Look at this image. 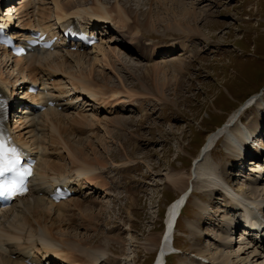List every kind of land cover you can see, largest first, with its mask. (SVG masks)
Wrapping results in <instances>:
<instances>
[{
	"label": "rangeland",
	"instance_id": "1",
	"mask_svg": "<svg viewBox=\"0 0 264 264\" xmlns=\"http://www.w3.org/2000/svg\"><path fill=\"white\" fill-rule=\"evenodd\" d=\"M92 1L84 2L91 5ZM103 1L111 6L116 2L127 3L137 14V20L146 22L143 21L144 25L131 22V28L105 35L99 49L104 47L110 52L112 65H107L103 52L95 48L88 55L91 61L74 65L72 57V67L68 66V72L73 74L95 71L106 90H123V96L115 99L122 102L119 105L124 110L116 103L104 106L98 101H87L86 106L74 111L76 116L85 115L87 124H78L73 129L70 121L65 120L64 124L71 128L67 133L73 130L65 135L66 140L84 149L85 156L79 154L80 158L103 163L104 181L108 185L95 189L97 185L87 184L89 188L75 195L83 204L77 206L74 201L73 206L69 205L73 209L71 223L58 225L53 232L58 238L69 237L82 240L84 245L106 249L107 256L101 264H152L159 242L153 243L151 238H160L169 202L186 188L185 184L183 189H174L167 177L169 173L190 172L198 160L208 168L232 166L228 174L233 183L239 191H247V179L252 175L250 163L229 162L222 138L212 153L204 154L203 148L209 136L225 123L231 120L236 123L239 116L246 122L257 123L264 116V109L251 101V96L264 93V0ZM81 2L76 0L75 4ZM49 3L46 6L52 8V13L55 8L50 0ZM194 8L195 13L187 15L192 18L187 23L182 17L184 10ZM148 15L152 19L147 22ZM188 24L197 31V38L183 48L180 37L188 32ZM126 45L139 48V52ZM0 54V72L4 71L13 82L18 76L22 80L24 70H20V65L6 53ZM177 59L184 60V65L175 71L169 66L179 62L174 61ZM62 77L66 76L56 78L62 85L68 79L65 86L72 88L70 79ZM116 117L130 119L122 126L112 121ZM258 142L264 148V134ZM66 154L61 152L62 159L51 155V159L59 164L62 173L72 174L78 165ZM201 183L200 179L192 183L197 193L190 196L179 218L174 241L179 250L167 257V264H211L210 258L200 253L213 246L229 209L222 192H203ZM189 187L192 188L191 184ZM48 223L51 225V220Z\"/></svg>",
	"mask_w": 264,
	"mask_h": 264
},
{
	"label": "bare ground",
	"instance_id": "2",
	"mask_svg": "<svg viewBox=\"0 0 264 264\" xmlns=\"http://www.w3.org/2000/svg\"><path fill=\"white\" fill-rule=\"evenodd\" d=\"M50 1L55 8L52 13V8H47L46 6L50 4L49 0H22L18 2V5H9L6 14L8 18L5 19L4 15L2 20H4L3 22H7L5 20H8L6 24L13 25L12 20L15 18L14 13L18 14L19 24L14 28L20 36H26L30 30H42L54 36L57 31L55 27H52L54 25L49 23L52 19H54V21L57 20L56 23L59 27H62V22L64 20H73L76 18L82 26L84 24L83 20H86V23L93 32H95V26H98L99 23L106 22L108 29L116 33L122 32V30L119 29L125 30L131 28V22L134 24L138 22L139 25H144V22H146L144 20L140 21V19L138 21L137 14H135L134 10L131 6L127 5V3L123 5L122 3L116 2L115 6H113V4L112 7L111 5L105 4L103 0H93L92 3H90L91 5H88V2H84L86 0H83V3L81 2L80 5L75 4L76 0H69L67 3H63L62 0ZM123 1L126 2L125 0ZM13 8H16L15 11H13ZM49 13L51 17L48 15ZM191 13H195V8L193 10H184L182 17L187 23L189 21L191 22L192 18H187V15ZM147 18H149L147 19L148 22V20L152 19V15H148ZM139 25L136 30L137 34L140 32ZM190 25L191 24H188V26L186 25L188 32L183 37H180L183 39L181 45L183 48H188L186 43H190V41L197 38V31L189 27ZM83 28L87 30V26H83ZM131 39L134 38L131 37ZM102 45L103 44H97L93 48L98 50L99 46L102 47ZM64 46L66 48L65 40L60 41L52 51L33 52L23 58L15 59L16 64L20 65V70H24V75L22 76L23 83L30 80L34 83H41L43 88L48 89L47 93L41 92V97L30 95L31 98H34L33 101L47 102L50 99H54L57 101V104L53 107H48L42 113H30L26 115V111H24L25 114L15 121V129L19 136L18 139L31 147L32 152L37 155L39 161L36 168V175L32 179L31 192L29 195L22 197L11 209L0 211V216L4 217L0 222V264H30L29 262H31V259L38 264H50L53 260L60 261L62 264H88V262H91V264H101L107 256L106 249H101V247L84 245L81 242L82 240L79 241L69 237H56L53 230L57 228L58 225L61 227L63 224L66 225L71 221L73 209L70 207L73 202L75 201L74 204L76 203L75 205L80 206L83 204V201L72 197L60 202H55L50 198L49 192L60 181H63L67 185L72 186V189L79 190L80 192L82 191L81 189L87 186V183L97 185L98 187L95 189L108 185V183L104 181L105 177L102 170L103 163L98 164L84 157L80 158L79 154L85 156L84 149L77 143H72L65 138V135L71 131L67 133V130L78 124L84 126L85 123H88L86 121L87 117H85V119L83 117L84 115L82 117L80 115L72 117L71 111L77 105H75L74 101L67 100L69 97L66 96V94L72 89H75L76 92H82V94L88 98V101H100L101 104H105L107 102L106 99L109 97L116 96L117 99L123 96L121 95L123 90H106L104 88L106 85L100 84L95 76V71L89 74H85L83 71H78V74L68 72V66L72 64V57L76 63L75 64L73 61L74 65H77V63L78 65L87 63V61H91V58L88 56L89 52H81V50L75 52L68 48H66V51V49H62ZM126 47L130 48L132 51L139 52V48H135L133 45H126ZM2 50L6 53V56L11 59L12 56H10L3 47H0V52H3ZM99 51L103 52L102 55H104V60L107 65H112L113 63L109 60L111 57L110 52L106 51L104 47L99 49ZM95 57L97 60L99 59L98 56ZM174 61H179L180 63H174L172 66H169L170 68L178 71L180 67H183L184 60L177 59ZM4 63H1V65H4ZM93 63H95V61ZM24 64H26V66ZM71 67L72 66H70V68ZM3 72H0V82L3 84H0V90L10 89V84L13 80L11 77L5 76ZM56 75H63L69 78L70 83L73 84L72 88L65 89L61 82L58 83V79V81L56 80L58 85L51 82L50 80ZM17 78L15 82L21 79L19 76ZM162 85H165L164 82ZM53 88L58 90V94L53 92ZM46 96H49V98ZM75 97L78 98L79 95ZM251 97V101H254L256 106L261 110L264 109V100H262L263 96H261L260 93ZM72 98L73 97H71L70 100H72ZM116 99L113 98V100ZM251 101L249 102L250 104ZM248 108L249 107H247L246 110ZM263 117H259L257 123L248 121L243 131L240 130V126L238 125L240 119H242L240 116L236 120V123L233 120L225 123L209 136L203 148L204 154L207 151L212 153L214 147H216L222 138L225 141L226 152L230 155L229 162L234 165H237V160L240 164L250 163L252 166V175L247 179V191L244 189L239 191L237 185L233 183L234 180L232 176L228 174V170H231L232 166L208 168L206 164L198 160V163H196V166L193 167L190 172H173L167 175L174 189H183L185 184L186 188L179 196L169 202L165 211V215L166 212L167 215H164L166 222L164 223L165 230L160 238L151 236V241L153 243L157 244V242H159V251L152 264H166L167 257L172 256L173 253L179 250L174 242L176 240L175 230L177 229L178 221L183 213L184 206L189 200L188 196L190 193H197L195 186L193 187L192 185L196 179H200L202 182V185L200 184L201 191H213V193L222 192L227 199L226 206L229 209L228 213L224 215L222 219L223 224L220 228L221 230L219 229L221 233H218L219 236L213 240V246H210L207 250H203L200 255L202 257H209L211 264H264V162L262 155H254L251 158L245 157L246 145L253 142L255 134L260 130V134H257L258 137L264 134ZM129 119L116 117L112 121L123 126ZM65 120L70 121L69 124H71V128H69V125L64 124ZM79 129L82 128L78 127V130ZM70 139L72 138H69V140ZM75 141L76 140H74V142ZM61 152H66L68 159H70L72 163L78 165L73 172L75 177L73 180L76 181V183H73V180H71L72 175L67 176L63 174L62 171H60L59 164L55 160L50 159V154H59ZM54 158H56V156ZM44 164L46 165L44 166ZM190 184L192 188L189 187ZM75 185H77V189ZM198 198L202 200L201 197ZM76 200H79V202H76ZM93 202H95V200ZM251 212L255 215V220L252 222H250L249 218L245 217V215H249ZM90 219L92 218L90 217ZM253 219L254 218H252V220ZM49 220H51V225H46ZM58 222L61 223L58 224ZM195 227L197 230L200 229V226Z\"/></svg>",
	"mask_w": 264,
	"mask_h": 264
},
{
	"label": "snow or ice",
	"instance_id": "3",
	"mask_svg": "<svg viewBox=\"0 0 264 264\" xmlns=\"http://www.w3.org/2000/svg\"><path fill=\"white\" fill-rule=\"evenodd\" d=\"M13 157L9 159V156ZM19 156L14 148L6 146L3 139H0V177H4L6 173H12L14 176L23 177L30 175V172H21L19 170ZM4 189V182L0 180V191ZM26 190V189H25Z\"/></svg>",
	"mask_w": 264,
	"mask_h": 264
}]
</instances>
